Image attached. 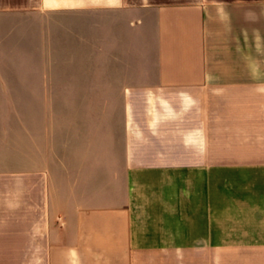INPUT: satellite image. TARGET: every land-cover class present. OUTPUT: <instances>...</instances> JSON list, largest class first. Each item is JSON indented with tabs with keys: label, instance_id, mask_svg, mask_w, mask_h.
Masks as SVG:
<instances>
[{
	"label": "crops",
	"instance_id": "crops-1",
	"mask_svg": "<svg viewBox=\"0 0 264 264\" xmlns=\"http://www.w3.org/2000/svg\"><path fill=\"white\" fill-rule=\"evenodd\" d=\"M0 69V99L102 94L59 102L68 232L41 227L49 129L0 110V264L264 258L229 247L264 244V217L178 222L214 214L213 161L264 158V0H0ZM147 206L161 223L135 225Z\"/></svg>",
	"mask_w": 264,
	"mask_h": 264
},
{
	"label": "rangeland",
	"instance_id": "rangeland-1",
	"mask_svg": "<svg viewBox=\"0 0 264 264\" xmlns=\"http://www.w3.org/2000/svg\"><path fill=\"white\" fill-rule=\"evenodd\" d=\"M5 74V69H0V75ZM48 85V84H47ZM49 88V87H48ZM52 91V90H51ZM51 91H47L50 93ZM97 95H82V96H67L59 97V95H39L36 97L28 98H6L0 99V110L6 114L5 118L8 116V109L10 111H20L21 107H26L29 113H26L25 117L28 122L34 124V126L41 127L44 124V134H46L47 129H49V139L41 138V129L34 131L36 139V154L39 157H43V150L46 152L48 147V142L50 143V150L53 156L52 161V175L47 178V198L48 204L44 215L49 218V221L55 220L54 224H41L43 229L52 232H68L67 230V214H66V199L64 187V169H63V154L60 151V145L62 148V138H61V123H60V108L59 102L66 103L67 101H80L82 97L84 100H97L99 96ZM24 109V108H23ZM8 122V118L6 120ZM42 123V124H41ZM261 154H264V147L260 148ZM241 150V149H240ZM240 150L237 151L238 155L247 154L246 150L242 153ZM241 152V153H240ZM250 154V151H247ZM236 152L234 150H221L213 151V157L221 156H235ZM37 156V157H38ZM264 156V155H263ZM253 161H259L261 165L260 172L256 169L257 163ZM217 163L226 162L228 164L214 166V180H215V207L214 214H207L206 216H201L197 214L196 209L191 206L192 204L184 200L183 204H180V211H183V215L179 217L178 222L192 223V222H203V221H217L222 222L223 220H238V219H253L257 217H264V201L262 203V209H260V202H255L263 195H256L255 192L261 190L264 193V158H252V159H236V160H221L213 161ZM231 162H236V164H229ZM43 160L38 159L34 164L40 167L43 165ZM256 167V168H255ZM239 171H238V170ZM248 177L246 179L240 178L241 176ZM264 200V199H263ZM142 205V204H141ZM156 204V208H157ZM195 211V212H194ZM137 217L135 220V225L144 226L147 224H160L161 218L151 217V213H156L155 210L140 208L136 211ZM148 215L146 218L144 216ZM48 216V217H47ZM44 216L41 217L43 220ZM166 218H162L165 221ZM41 220V221H42ZM173 221L176 218H169ZM181 220V221H180ZM259 245L264 244H246L239 246H229L232 247L234 252L239 251H254L259 249H264L259 247ZM245 248V249H244ZM235 264H264V258H254L252 260H243L235 262Z\"/></svg>",
	"mask_w": 264,
	"mask_h": 264
}]
</instances>
